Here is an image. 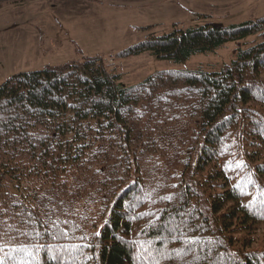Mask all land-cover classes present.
Listing matches in <instances>:
<instances>
[{"label":"trees","instance_id":"1","mask_svg":"<svg viewBox=\"0 0 264 264\" xmlns=\"http://www.w3.org/2000/svg\"><path fill=\"white\" fill-rule=\"evenodd\" d=\"M230 41L215 71L125 84L94 54L4 80V264H264V15L175 24L114 55L185 62Z\"/></svg>","mask_w":264,"mask_h":264},{"label":"rangeland","instance_id":"2","mask_svg":"<svg viewBox=\"0 0 264 264\" xmlns=\"http://www.w3.org/2000/svg\"><path fill=\"white\" fill-rule=\"evenodd\" d=\"M261 15L264 0H7L0 3V83L15 72L94 54L120 71L125 84L162 69L220 70L235 58L239 42H227L185 62L159 59L150 52L125 58L114 53L175 24L229 23ZM263 234L264 224L256 234L264 243Z\"/></svg>","mask_w":264,"mask_h":264},{"label":"snow or ice","instance_id":"3","mask_svg":"<svg viewBox=\"0 0 264 264\" xmlns=\"http://www.w3.org/2000/svg\"><path fill=\"white\" fill-rule=\"evenodd\" d=\"M10 251L20 252V251H22V249H13V250H10ZM0 264H4V259L3 258H0Z\"/></svg>","mask_w":264,"mask_h":264},{"label":"crops","instance_id":"4","mask_svg":"<svg viewBox=\"0 0 264 264\" xmlns=\"http://www.w3.org/2000/svg\"><path fill=\"white\" fill-rule=\"evenodd\" d=\"M3 2H5V3H6V2H7V0H1V2H0V3H3ZM11 75H12V74H11ZM11 75H10V76H11ZM7 78H8V77H7ZM7 78H6V79H7ZM6 79H5V80H6ZM3 81H4V80H3ZM3 81H2V82H3ZM2 82H1V83H2ZM1 83H0V84H1Z\"/></svg>","mask_w":264,"mask_h":264},{"label":"built area","instance_id":"5","mask_svg":"<svg viewBox=\"0 0 264 264\" xmlns=\"http://www.w3.org/2000/svg\"><path fill=\"white\" fill-rule=\"evenodd\" d=\"M0 2H1V0H0Z\"/></svg>","mask_w":264,"mask_h":264}]
</instances>
